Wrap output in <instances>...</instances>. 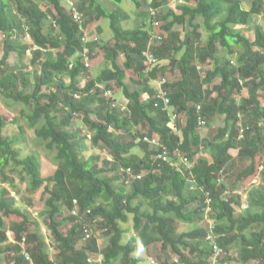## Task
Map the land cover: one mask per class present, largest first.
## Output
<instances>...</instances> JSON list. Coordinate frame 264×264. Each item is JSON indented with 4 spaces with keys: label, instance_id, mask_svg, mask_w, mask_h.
I'll use <instances>...</instances> for the list:
<instances>
[{
    "label": "trees",
    "instance_id": "1",
    "mask_svg": "<svg viewBox=\"0 0 264 264\" xmlns=\"http://www.w3.org/2000/svg\"><path fill=\"white\" fill-rule=\"evenodd\" d=\"M112 1L118 6L123 2ZM131 1L140 7L139 0ZM144 1L156 10L159 24L155 30L146 22L149 12L141 15L140 24L123 28L121 22L129 18L128 13L119 7L107 9L99 0L77 1L76 6H86L83 30L62 0H0V32L5 37L0 56V96L22 106L20 117L34 129L45 149L54 151L57 162L52 174L42 176L38 156H22L16 148L22 126L19 136L5 135L6 121L0 113V178L15 188L5 170L22 177L27 182L29 195L24 201L29 206L31 195L43 187L47 226L57 247L51 259L43 238L29 231L34 223L27 210L14 206L9 189L1 186L3 264H28L25 253L33 264H96V254L101 255V264H140L135 252L150 241L160 242L161 251L176 254L179 264H207L211 247L205 240L206 228L175 237L176 222L197 223L206 218L215 223L218 245L226 251L237 249L228 264H264V182L250 187L247 206L240 210L239 197L224 195L225 185L218 183L233 158L230 149H237V155L248 160L235 182H247L257 173L264 180V29L256 26L250 39L236 28L259 15L264 0H253L248 10L242 8V0H177L182 2L178 13L168 8L160 11V0ZM44 3L54 12L43 9ZM101 18L107 20L111 31L112 43L102 45L108 64L80 86L78 78L88 70L84 54L87 52L88 59L97 43L84 42V28L89 20ZM175 25L182 26V33L174 30ZM201 27L208 33L205 38ZM151 31L162 39L152 48L159 63L146 73L143 51ZM26 35L32 44L22 42ZM12 51L21 58L31 52V62L39 68L32 74V87L31 73L21 59L9 65ZM120 55L121 65L117 62ZM200 64L208 68L202 72ZM167 69L178 73L173 80L165 78L162 85L170 99V112L178 115L177 132L168 125L170 112L157 97V86L150 84L164 78L158 75ZM127 78L140 88L131 89ZM244 88L247 95L241 96ZM107 90L114 91L111 97L105 95ZM118 97L126 101L123 110L111 106V100ZM77 115L91 133L92 143L102 145L112 156V160L104 161L105 166H99V156L84 154L88 148L85 137L80 129H71ZM219 118L223 126L212 127ZM199 120L204 122L202 127L216 128L212 137L199 131ZM138 126L146 132H136ZM123 133L130 137L128 141ZM144 137L160 142L167 160L157 158L163 149L143 141ZM135 146L143 150V156L130 153ZM202 154L208 157H200ZM181 155L194 162L191 179L188 171L178 169ZM107 164L113 175L108 173ZM74 199L77 216L71 214ZM207 206L211 211L205 216ZM129 214L139 237L142 234L146 241L136 243V233L124 242L126 229L122 224ZM11 215L20 219L6 228L5 219ZM65 223L70 226L62 231ZM89 224L102 228L108 239L105 247L100 248L92 236L78 247ZM93 254L94 260H90Z\"/></svg>",
    "mask_w": 264,
    "mask_h": 264
},
{
    "label": "rangeland",
    "instance_id": "2",
    "mask_svg": "<svg viewBox=\"0 0 264 264\" xmlns=\"http://www.w3.org/2000/svg\"><path fill=\"white\" fill-rule=\"evenodd\" d=\"M69 0H62V5L64 6L65 10H69ZM74 3L75 7L78 0H70V2ZM102 2V4L107 9H115L116 7H119L121 9H124L128 15L129 18L121 22V26L123 28H133L136 25L140 24L142 21L141 15L147 12V5L144 0L140 1V7L137 8L135 4L131 0H123L121 4L118 6L116 5L112 0H99ZM170 2L171 0H167ZM253 0H242L241 6L243 9L248 10L251 6ZM176 4V3H175ZM78 6V5H77ZM41 7L43 9L49 8L52 12L53 8L44 3L41 4ZM80 7L82 13L86 9V6H78ZM256 26H261L264 29V9L259 15H253L246 26H236L237 29L242 30V32L247 35L250 39L254 37V29ZM176 30L180 33H182V26L176 25ZM87 39L90 41L97 40L96 46L93 48V51L90 52L87 63H88V70L84 72L79 78V85L82 86L85 84V82L93 76H97L101 70L108 64L106 61V51L102 49V45L106 44L109 46V44L112 43L111 39V31L108 25L107 20L100 19V20H89L88 24L86 25V28H84ZM200 31L202 33V38H205L207 36V32L201 27ZM4 34L0 32V56L2 54V47L4 42ZM21 40L23 43L26 44H32L31 39L28 35L21 37ZM26 66V71H29L31 73L30 77V87L33 85V77L32 74L34 70H38V66L32 64L31 62V52L28 51L27 54L21 58L19 55L12 51L8 57V63L9 65H14L18 61H20ZM123 57L120 55L117 59V62L121 65L122 64ZM201 71L204 72L205 69L208 68V66L200 64ZM171 71V72H170ZM177 70H166V73L159 74L158 77H164L169 80H173L175 77L177 78ZM129 77V73L127 75ZM134 76V74H133ZM68 81V79H66ZM217 82V80L215 81ZM127 83L131 89L134 88H140L137 84L133 83L131 80L127 78ZM150 84L154 86H158V81L154 80L150 82ZM104 84L102 83L101 86ZM29 87V88H30ZM115 89V88H114ZM114 92V91H113ZM112 92V93H113ZM116 95V93H114ZM241 96L247 95V89H242V92L240 94ZM239 97V96H238ZM117 102L120 105L126 104V101L123 100L121 97H118ZM261 103L264 104V93L261 97ZM22 106L20 104L12 103L11 101H6L0 96V113L3 115L4 120L6 121V126L4 129V134L7 136L12 137L13 135L19 136V133L21 132V129H19V126H22L23 134L19 136V140L16 142V148L20 151V154L22 156H25L30 153H35L38 156L39 162H40V171L41 175L46 177L49 176L54 172V170L57 167V162L54 158V151H48L45 149L44 144L38 141L35 137L34 129L27 126L25 120L20 117V109ZM93 117V115H92ZM181 115H179V118ZM223 124V119L219 118L217 119L212 127L221 126ZM72 130L80 129L81 134L85 137V143L87 144V149L84 151V154L86 156H99V159L97 160L99 166H105L104 161L105 160H112V156L110 153L100 144H93L91 141V133L88 131L87 127L84 126L82 123V119L80 115H77L74 117L72 126ZM215 129H210L206 127H202L199 129V131L202 134H206V136L212 137L215 134ZM136 132H146V129L140 128L138 126L135 128ZM123 138L128 141L130 137L123 133ZM230 153L232 154L233 158L232 160L225 165V170L222 172L223 175L220 176V180L218 181L221 184L225 185V189L229 190V192L234 193L236 197L238 196L241 200V206L237 208V210H240L241 208L246 207L247 205V195L250 187L252 185H258L262 184L264 182L263 176L261 173H257L256 175L252 176L249 181H240L235 182L237 173L248 164V160L242 159L237 155V149H230ZM130 153L137 154L139 156H143V150L135 146L130 150ZM200 157H208L207 155H201ZM264 161V158L262 159ZM263 163V162H262ZM260 164V162H259ZM107 170H109V174L113 175L114 171L111 170V166L107 164L106 166ZM260 171H263V166L259 165L257 167ZM5 172L14 180L15 188H11V186L3 182L0 178V187H5L9 189L10 191V201L14 204V206L19 207L20 209L27 210V213L29 215V218L33 221L34 224L29 225V231L31 232H37L39 236L43 238V240L46 243V247L49 253V256L51 259L54 258V255L57 253V247L56 243L50 233V230L47 226V217L45 214V208H44V201L42 199V193H43V187H41L38 191H36L34 194L31 195L32 198V205L26 204L24 201V197L28 196L29 193L27 192V182L17 175L16 172H11L10 170L6 169ZM117 181L121 184L122 179L118 178ZM128 188V186H127ZM209 209H205V216L210 212ZM68 212H65L64 215H67ZM206 218V217H205ZM20 217L11 215L8 218L5 219L6 222V228H8L9 224L11 222L18 221ZM210 224L215 223L212 219L206 218L205 220L197 223H185V222H176L177 229L175 233V237L178 236L180 233L189 232L193 229L203 227L206 229H209ZM70 226L69 223H65L62 231H66L68 227ZM89 226L92 228L90 236L94 237L95 240H97V243L100 248H103L106 246L108 239L106 238L104 232L102 231V228L93 225ZM123 228L126 229V232L124 234V242L132 240L134 235L137 233V241L136 243H139L144 240L146 241L147 238H145L142 234H140V237L138 235V232L135 230L133 226V220L132 215H128V221L126 223L122 224ZM7 236L9 238V241L11 239V233H7ZM90 238V237H89ZM88 238V239H89ZM85 241L81 240L78 247L82 245V243ZM143 241V242H144ZM143 246V245H142ZM140 246L139 249L135 252V256L139 258L140 264H159L160 262L165 261L166 264H179L177 263L178 257L176 254L172 253L170 250L161 251L160 249V242H152L150 241L148 244L144 245L143 247ZM236 247H232L230 250H228V262H231V258H234V256L237 254ZM90 253V252H89ZM186 254H188L187 250L185 251ZM94 254L90 257L93 259ZM95 257V256H94ZM96 264H101V255L96 254ZM1 264L4 263L5 256H0ZM94 260V259H93ZM116 264V263H114ZM228 264V263H227ZM236 264V263H235Z\"/></svg>",
    "mask_w": 264,
    "mask_h": 264
},
{
    "label": "built area",
    "instance_id": "3",
    "mask_svg": "<svg viewBox=\"0 0 264 264\" xmlns=\"http://www.w3.org/2000/svg\"><path fill=\"white\" fill-rule=\"evenodd\" d=\"M150 1L151 0H149V2ZM68 2H69L70 10H71L70 13H71L73 20L77 24H79V28L81 30H83V28L81 26L82 22H83V13L78 10L77 6L75 7L73 1L70 2V0H69ZM147 12H149V18H148L149 26L151 27L152 30H155L159 24V22L157 21V19L155 17L156 10L148 5ZM161 39H162L161 35H159L155 31H151L148 47L145 51H143V67H144V70L146 73H149L154 68V66H156L159 63V60L155 56V54L153 53L152 48L154 45L157 44V42L161 41ZM87 41H88L87 35H86V32H84V42H87ZM84 56L87 60V52H85ZM86 65H88V63H86ZM157 81H158L157 97L160 98L164 102V110H166L167 112H170L169 107H168L170 99L167 96L166 90H164L162 87V85L165 83L166 80H165V78H162L160 80L157 79ZM105 95L108 97H111L112 91L107 90L105 92ZM111 106L119 108L121 110L125 109L124 105H120L114 99L111 100ZM199 108L200 107L198 106V109ZM168 114L170 116V120L168 122V125L173 129L174 132H177L175 122L178 120V115L176 113H173V112H170ZM203 124H204V122L202 120H199L200 128H202ZM242 132H243V128H240L239 138L243 137ZM143 141L148 142L150 145L160 146L163 150L158 153L157 158L164 160V161L167 160V152L164 150V147L160 142H158L156 139H150L147 137H144ZM179 159H180L181 167H179L178 169L181 171H184V172L188 171V174L190 175L189 178L191 179L192 178V169L194 167V162L189 160L187 157L182 156V155L179 156ZM128 171H130V169H128L127 172ZM219 180H220V178L218 179V181ZM219 184H221V183H219ZM230 193L231 192H229V190H227V189L224 190V195H229ZM206 202H209V199H207ZM73 204H74V207L71 210V214L77 216L78 215V204H77L76 199L73 200ZM207 209H209V206H207ZM86 212L90 213V209H88ZM91 231H92V228L89 225H87L84 228V239L85 240L90 237ZM205 240L210 244V247H211V254L207 260V264H227L228 263V260H227L228 259V251L224 250L223 248H221L218 245V243L216 241V235L214 234V224H210L209 229H207ZM25 259L29 262L28 264H33L30 256L27 253H25ZM89 259L92 260L91 258H89Z\"/></svg>",
    "mask_w": 264,
    "mask_h": 264
},
{
    "label": "crops",
    "instance_id": "4",
    "mask_svg": "<svg viewBox=\"0 0 264 264\" xmlns=\"http://www.w3.org/2000/svg\"><path fill=\"white\" fill-rule=\"evenodd\" d=\"M160 1H162V6L159 8V10L161 11L162 9H164V8H168V9H171V10H173L174 12H176V13H178L179 12V9L177 8V6L179 5V4H181L182 2L181 1H177V0H171L170 2H168L167 0H160ZM176 3V4H175ZM147 5V7H148V4H146ZM148 9V8H147ZM146 13V12H145ZM102 19V18H101ZM100 20V19H99ZM148 20L146 19V22H147ZM176 25L174 26V30L175 31H177L176 30ZM182 31H183V29H182ZM182 36V35H181ZM224 124V123H223ZM223 124L220 126V127H222L223 126ZM219 127V126H218Z\"/></svg>",
    "mask_w": 264,
    "mask_h": 264
},
{
    "label": "clouds",
    "instance_id": "5",
    "mask_svg": "<svg viewBox=\"0 0 264 264\" xmlns=\"http://www.w3.org/2000/svg\"><path fill=\"white\" fill-rule=\"evenodd\" d=\"M206 208H207V207H206ZM206 208H205V209H206ZM206 233H207V229H206ZM227 260H228V259H227Z\"/></svg>",
    "mask_w": 264,
    "mask_h": 264
}]
</instances>
